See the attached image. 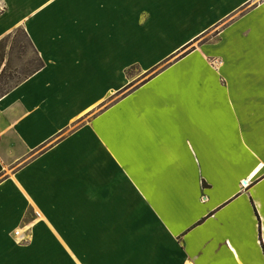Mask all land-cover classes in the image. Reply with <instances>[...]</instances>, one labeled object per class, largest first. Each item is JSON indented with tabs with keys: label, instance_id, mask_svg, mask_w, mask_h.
<instances>
[{
	"label": "crops",
	"instance_id": "obj_1",
	"mask_svg": "<svg viewBox=\"0 0 264 264\" xmlns=\"http://www.w3.org/2000/svg\"><path fill=\"white\" fill-rule=\"evenodd\" d=\"M0 3L44 61L0 98V264H264V0ZM191 44L95 113L116 52Z\"/></svg>",
	"mask_w": 264,
	"mask_h": 264
},
{
	"label": "rangeland",
	"instance_id": "obj_2",
	"mask_svg": "<svg viewBox=\"0 0 264 264\" xmlns=\"http://www.w3.org/2000/svg\"><path fill=\"white\" fill-rule=\"evenodd\" d=\"M180 5H182L184 2H179ZM253 6H246V8L239 14H242L243 12H247L250 10ZM4 9L6 8L2 7V4L0 3V14L6 15V12H4ZM187 10V9H186ZM186 10L179 11L177 17H179V21L183 22V19H186L188 17L185 15ZM20 14H15V16H18ZM10 16V15H9ZM21 16V15H20ZM2 18H5L2 16ZM224 26V24L217 26L216 28L211 29V33L215 35L218 34L219 29H221ZM24 28L23 27H17L14 28L11 33H8L5 35L4 38L9 37L5 44V61L2 64H0V87L3 88H9L12 87L18 83H20L25 76H27L33 69L38 67L39 62L37 61V57L35 56V53L33 52L32 46L27 41L25 34H24ZM210 35L203 37L199 40H197L196 45H200L208 41ZM1 38V39H2ZM183 40H179L178 44H181ZM136 45H131L130 51H126L122 54H120V57L116 56L115 53V59L123 60L124 66L119 71L121 74H123L125 77L128 78V84L125 86V89H122L119 92H114L110 99L106 100V102L103 104V106L96 110L95 113H97L99 110H101L103 107H107L110 104L114 103L122 94L129 93L133 91L134 89L138 88L141 84L147 82L152 77L159 75L163 72L169 71L170 68H172L175 64H180L184 66L185 58L192 50L193 45H188L185 48H182L179 52L176 53H163V52H148V51H140V50H134V47ZM111 53H114L111 48L102 49L99 51V57H108L110 58ZM211 63L213 66L217 64L216 61L211 59ZM215 67V66H214ZM117 69V68H116ZM115 69V70H116ZM31 76V75H30ZM82 122L77 123V126L80 125ZM20 232L21 234H16L17 232ZM15 231V235L18 236V242L20 245L30 244L31 238L25 237L22 234V231L18 230ZM22 235L24 237H22Z\"/></svg>",
	"mask_w": 264,
	"mask_h": 264
},
{
	"label": "trees",
	"instance_id": "obj_3",
	"mask_svg": "<svg viewBox=\"0 0 264 264\" xmlns=\"http://www.w3.org/2000/svg\"><path fill=\"white\" fill-rule=\"evenodd\" d=\"M24 31V34H25V37H26V39H27V41L29 42V44L32 46V48H33V52L35 53V56L37 57V61L39 62V65H38V67H36L35 69H33L32 71H31V73H29L27 76H25L24 77V79L22 80V81H24L25 79H27L30 75H32L34 72H36V71H38V70H40V69H42L43 68V66H44V61L42 60V58L40 57V55L38 54V50H37V48L34 46V44H33V42L31 41V39L29 38V36L27 35V32H26V30L24 29L23 30ZM9 39V37H7V38H2V39H0V64H2L3 65V63H4V61H5V53L3 54V52L5 51V44H6V42H7V40ZM21 81V82H22ZM20 82V83H21ZM20 83H18V84H20ZM18 84H16V85H18ZM16 85H14V86H16ZM14 86H12V87H9V88H3V89H1V87H0V98H2L3 96H5Z\"/></svg>",
	"mask_w": 264,
	"mask_h": 264
},
{
	"label": "built area",
	"instance_id": "obj_4",
	"mask_svg": "<svg viewBox=\"0 0 264 264\" xmlns=\"http://www.w3.org/2000/svg\"><path fill=\"white\" fill-rule=\"evenodd\" d=\"M16 234H19L18 232Z\"/></svg>",
	"mask_w": 264,
	"mask_h": 264
},
{
	"label": "bare ground",
	"instance_id": "obj_5",
	"mask_svg": "<svg viewBox=\"0 0 264 264\" xmlns=\"http://www.w3.org/2000/svg\"><path fill=\"white\" fill-rule=\"evenodd\" d=\"M19 233V232H18ZM20 234V233H19Z\"/></svg>",
	"mask_w": 264,
	"mask_h": 264
}]
</instances>
